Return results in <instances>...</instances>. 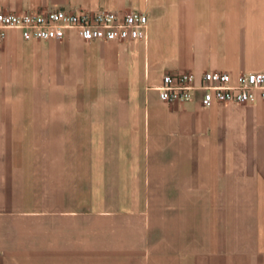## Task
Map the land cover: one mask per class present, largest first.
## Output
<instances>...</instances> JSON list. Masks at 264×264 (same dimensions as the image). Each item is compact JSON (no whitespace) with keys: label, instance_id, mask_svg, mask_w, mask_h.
<instances>
[{"label":"crops","instance_id":"crops-1","mask_svg":"<svg viewBox=\"0 0 264 264\" xmlns=\"http://www.w3.org/2000/svg\"><path fill=\"white\" fill-rule=\"evenodd\" d=\"M49 9L142 12L148 38L0 40V264L16 251L15 192L30 187L15 176L31 185V154L43 172L46 154H87L117 196L116 264H264V102L205 108L200 92L168 103L155 89L183 70L264 71V0H0ZM54 233L41 264H99L92 243Z\"/></svg>","mask_w":264,"mask_h":264},{"label":"rangeland","instance_id":"rangeland-1","mask_svg":"<svg viewBox=\"0 0 264 264\" xmlns=\"http://www.w3.org/2000/svg\"><path fill=\"white\" fill-rule=\"evenodd\" d=\"M18 129L16 128V154H21L22 136ZM31 155V185L23 184L28 181L27 176H15L16 188L29 186L30 189L15 192L16 251L10 256L12 264H41L40 246L47 244L54 247V231L60 230L63 231V238H74H67L64 242L76 241L77 237L80 242L92 243L94 252L101 253L90 256L94 263H118L119 223L115 200H112L117 196L113 193L104 196L102 176L92 177L94 169L88 166L87 154H59L58 158L55 157L56 154H46L47 172L42 170L45 160L38 158L39 154ZM98 155L101 154H96V165L97 162L102 163V158H98ZM22 161L16 159V163L19 162L20 165ZM17 168L16 164V170ZM99 170L101 171V167ZM127 194L130 198V194L135 192ZM140 194L142 197L146 195L145 192ZM106 198L107 204L104 205ZM55 216L63 218L61 220ZM242 241L240 239V243ZM47 257L53 262L54 255Z\"/></svg>","mask_w":264,"mask_h":264},{"label":"built area","instance_id":"built-area-1","mask_svg":"<svg viewBox=\"0 0 264 264\" xmlns=\"http://www.w3.org/2000/svg\"><path fill=\"white\" fill-rule=\"evenodd\" d=\"M149 17L138 11L118 13L111 10L76 12L49 9L40 12L0 11V40L9 30H18L25 40L62 39L69 30L86 41L104 39L128 41L148 38ZM164 102L184 103L201 93L205 108L215 104L264 102V71L232 75L222 70H208L197 75L190 70L166 73L155 86Z\"/></svg>","mask_w":264,"mask_h":264}]
</instances>
